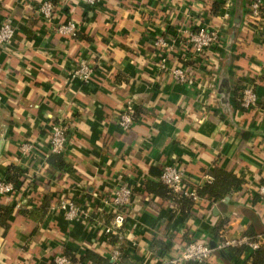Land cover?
Here are the masks:
<instances>
[{
	"label": "crops",
	"instance_id": "crops-1",
	"mask_svg": "<svg viewBox=\"0 0 264 264\" xmlns=\"http://www.w3.org/2000/svg\"><path fill=\"white\" fill-rule=\"evenodd\" d=\"M43 1L54 7L51 22L37 14ZM249 1L222 0L212 12L213 0H0V24L10 18L14 29L0 47V179L10 164L24 172L16 201L0 197V208H11L7 216L0 211V264H51L58 253L108 259L113 213L104 200L121 184L134 191L118 241L132 260L121 263L169 264L187 239L213 245L253 228L264 247V203L256 194L264 184V26H251ZM67 20L76 23V37L55 31ZM200 26L219 35L203 58L183 45V32ZM159 37L172 40L167 68L183 66L193 86L158 69ZM79 60L92 65L89 83L72 77ZM243 86L261 104L247 112L235 100ZM127 102L137 119L122 130L115 120ZM58 121L69 126L62 155L69 169L50 170L47 133ZM22 142L33 144L30 156L19 155ZM165 163L193 188L214 170L243 181L218 201L198 198L183 217L152 192ZM60 199L75 202L77 219L64 218ZM43 200L42 219L21 215ZM244 248L229 260L215 251L205 264H250L255 250Z\"/></svg>",
	"mask_w": 264,
	"mask_h": 264
},
{
	"label": "built area",
	"instance_id": "built-area-1",
	"mask_svg": "<svg viewBox=\"0 0 264 264\" xmlns=\"http://www.w3.org/2000/svg\"><path fill=\"white\" fill-rule=\"evenodd\" d=\"M82 3L92 6L98 3L99 0H80ZM248 17L251 21V26L259 31L264 26V3L263 0H250L247 7ZM37 14L45 23L51 22L54 14V7L48 1H43L37 8ZM55 31L61 36H74L77 31V25L72 20H67L64 23L58 24ZM183 45L189 49L195 57H204V55L216 46L219 41V35L216 30L209 27H196L184 31ZM14 34L12 22L10 18H5L0 24V47L8 45ZM180 34L177 35L179 37ZM172 40L169 38H157L154 46L158 49V61L156 63L159 70L168 72L174 82L193 86L195 83L191 73L183 68V66H172L167 68V55L171 51ZM92 65L84 60H79L75 69L72 72V77L81 80L83 83H89L93 77ZM240 96L237 99L241 109L248 110L257 106L258 97L252 86H243L240 88ZM133 105L127 102L122 111L116 117L115 123L118 128L127 130L133 124ZM69 134V126L64 121L53 122L49 125L48 138V153L56 155H64L67 145V137ZM33 144L30 142H22L18 146L19 155L21 157L30 156L33 153ZM211 176H206L207 183L211 182ZM157 181L166 186L174 193L184 197H189L192 201L198 199L195 188L188 187L184 183V172L174 164L165 163L161 166L160 174L157 176ZM18 190L10 182L3 178L0 179V197L5 196L7 199L16 201ZM256 194L264 203V184L258 186ZM134 196L133 189L127 184L118 185L110 194L105 204H108L113 213L110 226L106 228V232L115 234L121 242L124 238L120 232H117L124 226L126 222L125 211L131 204ZM56 207L63 212L66 220H75L80 215V210L73 200L60 199ZM257 239H261V235H257L254 240L246 236L236 239H222L217 243L210 245L202 241H191L186 243L180 252L167 259L169 264H184L188 261L205 262L215 251H223L229 247H249L252 250L258 249ZM120 243L113 247L109 253L108 259L111 262H116L120 258ZM51 264H82L74 262L62 253L55 254L52 257Z\"/></svg>",
	"mask_w": 264,
	"mask_h": 264
},
{
	"label": "trees",
	"instance_id": "trees-1",
	"mask_svg": "<svg viewBox=\"0 0 264 264\" xmlns=\"http://www.w3.org/2000/svg\"><path fill=\"white\" fill-rule=\"evenodd\" d=\"M220 2V3H219ZM211 8H212V12H215L218 10L220 6V4H222V0H213V2H211ZM97 3H95L92 6H96ZM252 25V24H251ZM74 36H77V31L75 32ZM72 36V37H74ZM240 90L238 89V92H236L235 94V100L237 103V108L238 110H240L241 112H247L249 110H253L252 109H248V110H244L241 109L240 106L238 105L237 99L240 96ZM257 104H260V102L258 101ZM261 105V104H260ZM264 108V104L261 105ZM133 121H135L137 119V111H135V109H133ZM46 163L48 165V167L50 168V170H56V169H69V165L66 163V161L63 159L62 156L60 155H56V154H49L46 158ZM23 170L18 167L15 166L13 164H10L6 167L5 170V175H4V180H6L7 182H10L14 185V187L20 192V180L23 177ZM157 176L160 174V171L157 172ZM212 176V180L209 183L204 184L202 187L200 188H195L196 193L198 198H205L208 199L210 201H218L220 200V198H222L223 196L229 194L230 192L234 191L238 186H240L242 184V179L236 178L235 176H233L230 173L224 172L222 170H214L213 172L210 173ZM184 183H186L184 181ZM186 185L188 187H192L190 185H188L186 183ZM152 192L156 193L159 197H162L164 199H166L171 206L173 207L174 210L179 211L180 214L183 215V217H186L189 215V210L190 207L195 203V201H192L189 197H184L181 196L180 194L174 193L171 190H169L166 186H164L163 184H161L160 182L153 184V190ZM45 200H43L39 207L35 208V209H23L20 210V213L22 216L26 217V219H30V220H40L43 218V216L46 213V205H45ZM0 211H2V215H8L11 212V208L10 207H3L0 208ZM3 217V216H1ZM105 217H107L108 219L112 218V215H105ZM0 224H2V226H5L3 219H1ZM117 232H120L123 235L122 229L120 228L119 230H117ZM246 237L251 238L252 240L255 239L256 235H255V229L253 228L252 231H249L248 233H246ZM188 241L187 239V243L191 242V241H199V240H191ZM118 239L116 237L115 234H109L108 235V243L111 246H117L118 245ZM207 243V242H205ZM160 245V243H158L157 241H153L152 246H157ZM259 245L260 247L252 252L251 255V262L250 264H264V247L262 246L263 243L262 241H259ZM120 247V258L118 261L116 262H109L108 259H105L101 256H99L98 254L92 253V252H88L87 255L83 258L80 259H75L73 256L69 255L68 253L64 254L65 256H67L68 258H70L72 261H76L81 263V260H90L91 262L95 263V264H124L123 261L121 263V260H132L131 257H129L128 255H125V250H124V245L123 243L119 246ZM245 246H241V247H230V248H226L223 251H218L216 254L217 256H219V258H221L222 260H229L232 259L235 255L238 256V254L240 252H242V250H244ZM162 249H166L168 250V247H161ZM212 256V255H211ZM210 258V257H209ZM209 258L205 261V262H194V261H188L185 262L184 264H205ZM80 260V261H79ZM127 264H132V263H127Z\"/></svg>",
	"mask_w": 264,
	"mask_h": 264
}]
</instances>
